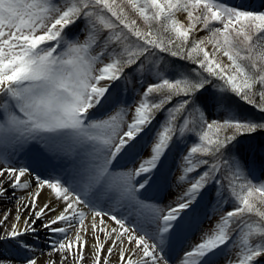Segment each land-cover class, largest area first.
Listing matches in <instances>:
<instances>
[{"label":"snow or ice","instance_id":"snow-or-ice-1","mask_svg":"<svg viewBox=\"0 0 264 264\" xmlns=\"http://www.w3.org/2000/svg\"><path fill=\"white\" fill-rule=\"evenodd\" d=\"M133 81L142 91L129 121L122 96ZM230 96L259 118L234 110ZM214 110L225 117L212 118ZM258 136L264 0H0V199L15 200V213L0 215V264H39L41 229L60 236L47 253L59 261L46 264H84L86 248L92 264H109L114 252L117 264H169L166 248L195 219L209 186L233 207L179 264H264V179L239 154L245 138L255 152ZM57 141L82 153L71 179L13 163L24 145L51 151ZM174 155L183 163L178 180L189 186L164 208L145 194L170 186ZM125 158L138 166L113 167ZM102 200L142 219L130 223Z\"/></svg>","mask_w":264,"mask_h":264},{"label":"rangeland","instance_id":"rangeland-1","mask_svg":"<svg viewBox=\"0 0 264 264\" xmlns=\"http://www.w3.org/2000/svg\"><path fill=\"white\" fill-rule=\"evenodd\" d=\"M255 3H259V0H255ZM183 17H181L182 19ZM200 36L206 35L205 32L199 33ZM85 34L80 33L79 38L80 40L84 39ZM165 60L168 61L170 64L175 65L177 68L180 67H188V65L185 62H181L175 58H170L165 56ZM225 62H227V58H224ZM163 67V64L161 65ZM106 83V82H101ZM123 81H117L115 82V85L122 86ZM135 88V92L132 90ZM142 91L140 87L133 81L132 83H129L127 86V90L122 96V99L126 102V106L129 107V112L127 119L130 121L132 118V113L134 112L135 108V101L139 99V93ZM229 100L231 102V107L236 110L242 112L244 115L247 116H252L259 118L260 114L256 112L253 108L250 106L244 104L242 101H239L238 99L234 97H229ZM225 117V113L223 110H214L212 113V118L216 119H223ZM161 120V115H157L156 121ZM155 124V122H154ZM256 146L257 150L253 153H250L247 149V144L249 141L247 138H245L244 142L239 148V154L246 160H248L255 168H257V176L260 179H264V177H260L259 174V168L262 162H264V151L260 150V146L264 145V136H258L254 141H252ZM58 147L54 148L53 150L49 151L44 148L42 144L36 143V142H30L29 144L24 145L22 148H20L18 151L14 153L13 159L14 161H17L19 163H25L28 159H25L24 156H21L23 152H29L34 155L35 158L40 159L41 161H44L43 157H46L49 154H56V157L59 156V160H61L64 156L68 155V157L72 156H80L82 153H80V150L77 149L73 151L72 147L70 144L66 141H57L56 142ZM143 156L147 157L148 152H149V147L147 144L144 145L143 147ZM80 153V154H78ZM56 157L53 158L56 160ZM171 174L169 175L168 182H169V187H167L164 190L157 191V192H151L145 194V196L156 202L159 203L161 207L166 208L170 203L176 202L177 198L184 192L185 188H187L189 185L184 182H180L178 180V177L181 175V170L183 167V163L180 159L179 155H174L171 158ZM122 164V165H121ZM121 165V166H120ZM138 166V160H132V159H118L117 162L114 163L113 167L119 170H128L132 169L134 167ZM46 167V166H45ZM45 170V169H44ZM49 174L50 171L45 172V174ZM72 173L68 172L65 179H71ZM196 175V173L189 174V178H192ZM170 182H173L170 184ZM174 187V189L172 188ZM210 188V190H209ZM176 190V191H175ZM173 191V192H172ZM208 197L206 195L208 194ZM153 194V195H152ZM152 195V196H149ZM168 195V196H167ZM225 196H227V192L224 193ZM168 197V198H166ZM4 202L1 201L0 199V215H2L6 209H4ZM114 202H110L107 200H102L101 201V206H103L105 209H110L111 211L115 212L118 214V216L125 217L127 218L131 223L135 224L138 220L142 219L141 217L138 216L136 210L132 208L131 206L127 205H118L114 204ZM233 207L232 201L229 199L226 203H219V200L217 198L216 192L214 190V186H209L205 190L204 198L201 202L200 209L194 219L196 223L200 225L202 228L203 232L206 233H211L214 229V226L220 221L221 216L224 215L228 210H230ZM118 209H121L118 211ZM255 217H253V220ZM8 223H12L11 217L9 218ZM151 227V226H148ZM57 239H60V236L56 237H50V238H43L39 239L43 243V249H47L48 251L51 249V243L56 241ZM36 240V239H35ZM36 253L37 256L40 258L41 253L38 250V243H36ZM167 249V248H166ZM234 254V253H233ZM167 257V255H166ZM168 258V257H167ZM169 259V264H176L175 260ZM41 264H46L41 260L39 262ZM84 264H92V258H88V260L84 261ZM220 264H224V260L221 259Z\"/></svg>","mask_w":264,"mask_h":264},{"label":"bare ground","instance_id":"bare-ground-1","mask_svg":"<svg viewBox=\"0 0 264 264\" xmlns=\"http://www.w3.org/2000/svg\"><path fill=\"white\" fill-rule=\"evenodd\" d=\"M26 154H27V152L23 153L24 156H26ZM13 163L19 164L20 166L31 165V167L35 170V173L40 174V172L37 171L35 168V165H37V164L34 161H29L28 164H26V163H19L17 161H14V159H13ZM59 166L61 167V169L64 172L70 170V168H71L70 162H68L66 159H63L62 161H60L57 166L55 163L53 164L54 172L60 168ZM40 175L43 176L42 174H40ZM59 175H60V173H59ZM45 177H47V176H45ZM16 195L17 196H24V195H26V193L22 192V191H17ZM48 198H49L48 190H44L42 192L39 200H38V204L40 206H42L48 200ZM1 201L5 203L4 207H3L4 209L11 210L13 213H15V200L14 199H1ZM88 219H91V216H89ZM105 219H107V218H105ZM85 223L87 224V220ZM38 226H39V224H38ZM194 233L195 234L192 237H187L186 239H183L186 237V236H184V233L180 234L178 237L173 239L172 244L170 246L171 247L170 252L175 257L177 256L176 258L172 257V259L177 260L176 264H179V258L182 256L183 252L188 250L189 248H191L192 246H194L198 242H200L202 236H204V233L200 228H198L197 231H194ZM69 235L71 236V235H73V233L70 232ZM100 235H101V239H103V234H100ZM56 236L59 237V234H52V233H50L44 229L40 230L39 238L35 240V242L38 243V246H39L38 250L41 253V256L39 258V262H41V260H42L43 262L46 263V261L48 259H56L57 261H59V256L57 254L53 253V255L51 257H49L47 255V253H49L51 251V249L49 251L47 249H43V247H42L43 243L39 240V239H43V238H50V237H56ZM85 238L88 240L89 244L93 243L90 234L88 236H86ZM174 241H177L178 243L174 244ZM105 247L107 248V245ZM175 254H177V255H175ZM89 257H90L89 256V249L86 248L85 249V260L87 261ZM39 264H41V263H39ZM109 264H117V254L115 252L113 253L112 257L110 258Z\"/></svg>","mask_w":264,"mask_h":264}]
</instances>
